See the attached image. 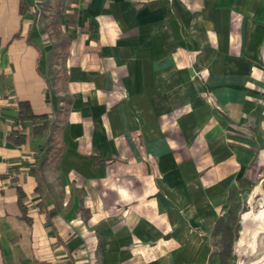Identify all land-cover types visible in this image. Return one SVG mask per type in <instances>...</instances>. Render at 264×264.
<instances>
[{
	"label": "crops",
	"instance_id": "0c3cea01",
	"mask_svg": "<svg viewBox=\"0 0 264 264\" xmlns=\"http://www.w3.org/2000/svg\"><path fill=\"white\" fill-rule=\"evenodd\" d=\"M39 1L0 0V264H219L233 188L264 264V0H74L55 88ZM19 100L68 106L59 155Z\"/></svg>",
	"mask_w": 264,
	"mask_h": 264
},
{
	"label": "trees",
	"instance_id": "16d2710c",
	"mask_svg": "<svg viewBox=\"0 0 264 264\" xmlns=\"http://www.w3.org/2000/svg\"><path fill=\"white\" fill-rule=\"evenodd\" d=\"M56 76V80L57 77ZM64 78V77H63ZM67 97L65 95H59L58 101H67ZM19 110L17 114L18 125L9 133V138L16 142V144H21L28 135H39L41 136L44 132L47 133L48 138L46 140V144L48 145V149L51 150L54 148V153L59 155L63 149L62 145H53L50 143L52 140V135L56 137V132L61 127V123L64 121L65 113L68 110V106L66 104H61L57 108L56 115L54 117H48L47 114H36L29 103L25 100H19ZM41 120L40 122H36V120ZM29 120L33 123L32 130H28L25 126V122ZM235 189L231 190L230 198L232 199V204L229 206L227 211L223 213L219 218L215 221L212 234L218 237L219 249L214 252L218 257L219 264H230L234 257V242L239 233V208L244 209L245 205L240 204V201L236 197ZM244 191V190H243ZM242 191V192H243ZM22 194L19 195V199L22 202ZM22 204V203H21ZM23 212H25L24 205H22Z\"/></svg>",
	"mask_w": 264,
	"mask_h": 264
},
{
	"label": "rangeland",
	"instance_id": "374dc122",
	"mask_svg": "<svg viewBox=\"0 0 264 264\" xmlns=\"http://www.w3.org/2000/svg\"><path fill=\"white\" fill-rule=\"evenodd\" d=\"M73 1L74 0H41L37 3L41 28L45 30L47 37L53 45L51 51L55 49L58 51V56L52 57L49 69V75L51 77L50 84L53 88H55L56 85L61 86L63 83L64 61L61 53L67 45L68 36L61 30L60 25L61 20L68 17V13L71 9L70 2ZM57 75L59 76L56 80L55 78ZM237 198H239V196ZM240 210L241 208H239L238 214ZM211 245L215 249L219 248L218 237H213L211 239Z\"/></svg>",
	"mask_w": 264,
	"mask_h": 264
}]
</instances>
